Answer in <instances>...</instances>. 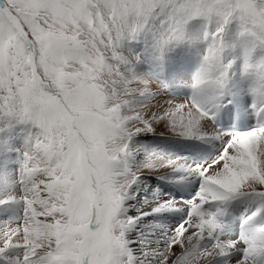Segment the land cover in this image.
<instances>
[{"label":"snow or ice","instance_id":"1","mask_svg":"<svg viewBox=\"0 0 264 264\" xmlns=\"http://www.w3.org/2000/svg\"><path fill=\"white\" fill-rule=\"evenodd\" d=\"M180 46L200 61L174 85ZM234 111L255 125L222 131ZM144 135L221 148L190 161ZM261 216L264 0H0V264H264Z\"/></svg>","mask_w":264,"mask_h":264},{"label":"rangeland","instance_id":"2","mask_svg":"<svg viewBox=\"0 0 264 264\" xmlns=\"http://www.w3.org/2000/svg\"><path fill=\"white\" fill-rule=\"evenodd\" d=\"M128 54H131V53H128ZM189 54H190V56L192 57V56H194V57H196L197 58V62L195 63V67L197 68L198 67V64H199V61H200V56H199V54L196 52V51H190L189 52ZM141 70H142V72H147L148 70H145L144 71V69H143V65H141ZM170 73L171 72H166V79L168 80V81H170V82H176V81H178V82H180V81H186V80H188L190 77L189 76H186L185 74H183V73H180V72H177L176 74H173V75H175V76H177V77H179V79H177V80H175V78H174V76H171L170 75ZM177 83V82H176ZM170 97H173V98H175V99H177V100H180L182 103L185 101V103L188 101L186 98H184V99H182V97H181V95H180V92L178 93V97H175V96H173L172 95V93H171V91H169L168 93H167ZM166 94V95H167ZM247 100H248V102L251 100V98H248L247 97ZM248 116H249V118H248ZM248 116H245V117H247L248 118V125H247V127L245 128V130L247 131V130H249V128H251V127H253V124H252V118H251V116L250 115H248ZM161 139H175V140H181L180 138H176V137H171V136H160V135H144V136H139V137H137L136 138V140L137 141H143V142H146V144L148 145V146H150V148H151V150H153V151H156V145H155V143H156V140H159V141H161ZM151 141H152V143H151ZM158 141V142H159ZM201 142V141H200ZM202 143H204V140L202 141ZM184 145H186V144H184ZM19 146V144L17 145V147ZM220 148H218L217 150H219ZM13 158H15V155L13 156ZM153 181H155V183L158 181V180H156V178L155 177H152V179L151 180H149L148 181V183L149 184H153ZM165 182V181H164ZM172 184H174V183H172ZM174 185H177V184H174ZM153 186H155V184H153ZM178 186V185H177ZM178 187H180L181 189H183V190H185L186 192H188L187 191V189H185V187H181V186H178ZM176 199H181V198H176ZM189 199H191L190 197H189ZM188 198L187 199H183V200H189ZM141 200H140V198H138L136 201H135V203L137 204V205H139ZM146 202V204L148 205L149 203V201H145ZM239 204H241V203H239ZM136 206V205H135ZM134 206V208H137V207H135ZM234 205L232 204L231 205V209H234ZM129 212H130V214H133L132 213V211H131V209L129 210ZM235 212H237V211H235ZM148 219H151L150 217L148 218ZM180 218L178 217V220H179ZM174 220V218H169V224H170V226L171 225H173L172 224V221ZM133 238H135L134 236H133Z\"/></svg>","mask_w":264,"mask_h":264},{"label":"bare ground","instance_id":"3","mask_svg":"<svg viewBox=\"0 0 264 264\" xmlns=\"http://www.w3.org/2000/svg\"><path fill=\"white\" fill-rule=\"evenodd\" d=\"M166 98L173 100V102L176 103V104L182 103L180 100H177V99H175L173 97H170L168 94L166 95ZM183 103H185V101ZM204 143H212V145L214 146V148L216 150L218 148H221V142L220 141H216V140H204ZM196 186H197L196 184H193L191 187H185V189H187V191L190 193V198H192V196L194 195V190L193 189ZM141 188H142V186H141ZM162 194H164V193H162ZM143 195H144V192H143V190H141V197ZM140 200L141 201L139 202L140 203L139 205H137L135 203V201H131L130 202V203L134 204V206L136 205L135 207H137V208H134V207L131 208V211H132L133 214L139 213L140 211H148L149 210L150 204L147 205L146 202H145L146 200H143V199H140ZM171 218H174V220L172 221V224L173 225H171V226H174L179 221L178 220V216H174V217H171Z\"/></svg>","mask_w":264,"mask_h":264}]
</instances>
